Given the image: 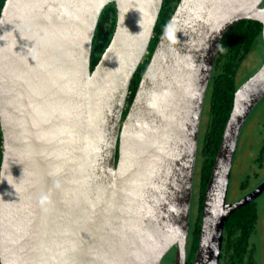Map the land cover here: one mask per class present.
Masks as SVG:
<instances>
[{
    "label": "water",
    "instance_id": "1",
    "mask_svg": "<svg viewBox=\"0 0 264 264\" xmlns=\"http://www.w3.org/2000/svg\"><path fill=\"white\" fill-rule=\"evenodd\" d=\"M165 0H6L0 16L1 264H187L202 117L220 45L264 0H182L132 105ZM112 41L91 72L103 11ZM264 64L235 93L193 264H220L242 131ZM128 114L124 119V115Z\"/></svg>",
    "mask_w": 264,
    "mask_h": 264
},
{
    "label": "trees",
    "instance_id": "2",
    "mask_svg": "<svg viewBox=\"0 0 264 264\" xmlns=\"http://www.w3.org/2000/svg\"><path fill=\"white\" fill-rule=\"evenodd\" d=\"M181 1L182 0L164 1L155 28V36L149 47V54L145 57L144 63L140 66L134 77L128 98V108L134 101L141 79L147 70L159 39ZM5 3L6 0H0V16ZM116 25L117 9L115 4H111L103 11L97 27L93 42L91 72L95 70L105 51L109 47L115 33ZM261 46L264 50L263 25L252 21L242 22L234 29L230 30L220 45L208 90L211 106L207 114V126L205 133L202 135L201 150L197 162L195 188H197L198 191L197 205L199 206V209L197 214L193 213V215H195L194 222L191 218V234L189 239L187 264H193V260L197 253L201 234V220L205 193L211 180L225 127L233 110L235 93L242 86L240 84V73L248 59H250L252 54ZM127 114L128 110L124 115V119ZM3 150V134L0 124V173L3 160ZM258 214V208L253 206L236 212L229 219L224 230L223 261L227 259L228 261H226L231 264L232 261H235V254L240 256L245 255L244 247L248 241V236H251L256 229ZM171 252H174L175 254V250Z\"/></svg>",
    "mask_w": 264,
    "mask_h": 264
},
{
    "label": "flooded vegetation",
    "instance_id": "3",
    "mask_svg": "<svg viewBox=\"0 0 264 264\" xmlns=\"http://www.w3.org/2000/svg\"><path fill=\"white\" fill-rule=\"evenodd\" d=\"M247 75H249V69L245 70V72L241 71L240 78L245 77ZM207 121L208 120L206 114L205 117H202V127L200 136L205 133ZM258 146V150L253 151V148ZM240 154L241 156H243V159H240ZM263 183L264 99L253 111L242 131L232 171L230 189L228 193V203L232 205L237 204L238 202L252 194L255 190H257ZM262 203H264V193L254 202L242 208H251L253 206H256L258 208L259 214L257 218V225L254 233L251 236H248L247 234L248 241L246 242L244 247L245 255L240 256L238 254H235V261H232L231 264H264V217L262 218ZM173 250H175V264L177 248H174ZM226 260L227 259L223 261L222 251V258L220 264H229L227 262L228 260Z\"/></svg>",
    "mask_w": 264,
    "mask_h": 264
},
{
    "label": "rangeland",
    "instance_id": "4",
    "mask_svg": "<svg viewBox=\"0 0 264 264\" xmlns=\"http://www.w3.org/2000/svg\"><path fill=\"white\" fill-rule=\"evenodd\" d=\"M264 64V50L263 47L261 46L259 49H257L252 56L250 57V59H248V61L246 62V64L244 65V67L242 68V72H245V70L249 69V75L245 76V77H241L240 79V84L243 85V83L247 82L252 76H254L263 66ZM210 98L209 95H207L206 101H205V106H204V111H203V116L205 117L206 114H208L209 110H210ZM201 143H202V136H200V140H199V144L201 147ZM259 148L258 147H254L253 151H257ZM200 149V148H199ZM201 150V149H200ZM200 152V151H199ZM240 159H243V156H241V154L239 155ZM236 170V169H235ZM197 183V180H196ZM232 193V192H231ZM198 191L197 188H195L194 190V198H193V208H192V219L194 222V218L195 215L198 213ZM261 209H262V218L264 217V203H262L261 205ZM174 252H171L170 254H168L166 256V258L163 260L162 264H174Z\"/></svg>",
    "mask_w": 264,
    "mask_h": 264
}]
</instances>
